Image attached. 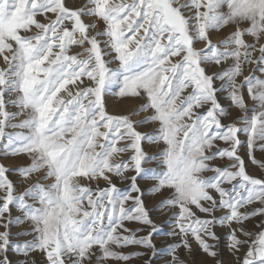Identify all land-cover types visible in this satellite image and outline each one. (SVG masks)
<instances>
[{"label":"snow or ice","instance_id":"6c2138e0","mask_svg":"<svg viewBox=\"0 0 264 264\" xmlns=\"http://www.w3.org/2000/svg\"><path fill=\"white\" fill-rule=\"evenodd\" d=\"M0 63V264H264V0H0Z\"/></svg>","mask_w":264,"mask_h":264},{"label":"rangeland","instance_id":"374dc122","mask_svg":"<svg viewBox=\"0 0 264 264\" xmlns=\"http://www.w3.org/2000/svg\"><path fill=\"white\" fill-rule=\"evenodd\" d=\"M78 2V0H77ZM70 7L73 6L72 3L69 4ZM222 39V36L219 35V34H214L213 35V42H217L218 40ZM198 48H201L203 47L202 44H199L197 45ZM2 63H0V67H2ZM112 67H115V65H111ZM247 74H250V73H246ZM137 101H130V100H127V99H122V98H119V97H116V96H111L109 97V100H108V111L110 114L112 115H125V114H128L129 112H131L134 108L138 109L139 106H140V103L137 105L136 104ZM134 103V105L132 106V104ZM222 103L227 106V103L228 101L226 99H223L222 98ZM131 104V105H130ZM137 105V106H136ZM131 107V108H130ZM130 108V109H129ZM128 110V111H127ZM131 110V111H130ZM128 112V113H127ZM125 113V114H124ZM233 113L234 115L236 114V110L233 109ZM148 115V113H143L141 115H138V116H133L132 118L134 120H140L142 119L144 116ZM141 131H144V132H151L153 131V126L152 125H145L144 127H142L140 129ZM243 138V137H242ZM154 151V150H153ZM27 161L26 160H10L8 161V164L9 166H12V167H15L19 164H26ZM248 168H249V172L250 174L254 175V176H261V175H264V172H261V170L259 168H257L255 165H252L250 162L248 164ZM12 179L14 181H18L19 178L13 174L12 176ZM141 185L144 186L145 185V182L144 181H141ZM103 182H101V187H103ZM24 187H27V185H21V190L24 188ZM123 187V186H121ZM152 202H155V204L157 203V200L156 199H147L146 200V204H147V207H149V203H152ZM154 208V207H153ZM151 214L153 215L152 217H157L159 215H164L160 212H155V211H152ZM169 215V214H168ZM153 218V219H154ZM173 221L168 219L167 221V225H166V229L160 231L161 233H158L156 236H155V240L154 242L156 241V244L157 246H159L160 244H164V247H166L168 244H171L173 242L172 238L167 236L166 233H168L169 231H171L172 229V226H173ZM14 231H16V229H14ZM163 247V248H164ZM161 248V247H160ZM227 255V254H226Z\"/></svg>","mask_w":264,"mask_h":264},{"label":"bare ground","instance_id":"6f19581e","mask_svg":"<svg viewBox=\"0 0 264 264\" xmlns=\"http://www.w3.org/2000/svg\"><path fill=\"white\" fill-rule=\"evenodd\" d=\"M131 101V100H130ZM135 102V101H134ZM132 104V103H131ZM130 104V105H131ZM136 104L138 105L139 103L138 102H136ZM134 105V103L132 104V106ZM136 105V106H137ZM139 106V105H138ZM131 108V107H130ZM129 108V109H130ZM134 109H136V108H134ZM128 111V110H127ZM131 111V110H130ZM128 113V112H127ZM125 114V113H124ZM154 205H155V202H152V203H149V207L150 208H148L149 209V211L150 212H152L153 211V207H154ZM170 215V214H169ZM169 215L168 214H164V215H159V216H157V217H153L154 218V220L156 221V224H157V227H158V229H159V232L158 233H161L160 231H162V230H164V229H166L165 227H166V225H167V221H168V219H169ZM153 216V215H152ZM157 241V240H156ZM156 241H155V243H156ZM163 248L164 247V244H160L159 246H158V248Z\"/></svg>","mask_w":264,"mask_h":264}]
</instances>
